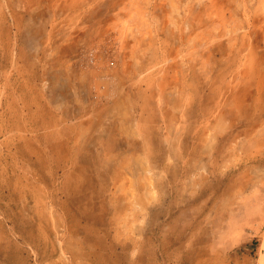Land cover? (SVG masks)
<instances>
[{
  "label": "rangeland",
  "instance_id": "374dc122",
  "mask_svg": "<svg viewBox=\"0 0 264 264\" xmlns=\"http://www.w3.org/2000/svg\"><path fill=\"white\" fill-rule=\"evenodd\" d=\"M263 252L264 0H0V264Z\"/></svg>",
  "mask_w": 264,
  "mask_h": 264
},
{
  "label": "crops",
  "instance_id": "0c3cea01",
  "mask_svg": "<svg viewBox=\"0 0 264 264\" xmlns=\"http://www.w3.org/2000/svg\"><path fill=\"white\" fill-rule=\"evenodd\" d=\"M257 260H258V258L255 259V261L251 263L249 256L247 254H242L239 256L237 255L232 264H257ZM229 264H231V263H229Z\"/></svg>",
  "mask_w": 264,
  "mask_h": 264
},
{
  "label": "bare ground",
  "instance_id": "6f19581e",
  "mask_svg": "<svg viewBox=\"0 0 264 264\" xmlns=\"http://www.w3.org/2000/svg\"><path fill=\"white\" fill-rule=\"evenodd\" d=\"M258 264H264V252L260 255L258 259Z\"/></svg>",
  "mask_w": 264,
  "mask_h": 264
}]
</instances>
